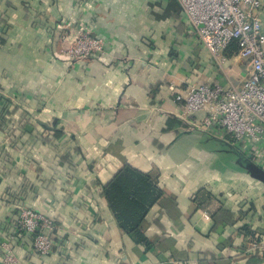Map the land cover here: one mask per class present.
Instances as JSON below:
<instances>
[{
    "label": "crops",
    "instance_id": "crops-1",
    "mask_svg": "<svg viewBox=\"0 0 264 264\" xmlns=\"http://www.w3.org/2000/svg\"><path fill=\"white\" fill-rule=\"evenodd\" d=\"M260 17L264 34V0ZM188 29L175 0H0V241L21 208L56 226L48 256L30 238L10 242L17 264H264V251L243 255L264 246V185L228 143L182 122L173 99L235 87L250 68L230 47L216 62ZM78 30L104 53L69 62L61 49ZM125 165L163 192L148 250L102 197Z\"/></svg>",
    "mask_w": 264,
    "mask_h": 264
},
{
    "label": "built area",
    "instance_id": "built-area-1",
    "mask_svg": "<svg viewBox=\"0 0 264 264\" xmlns=\"http://www.w3.org/2000/svg\"><path fill=\"white\" fill-rule=\"evenodd\" d=\"M193 35L216 62L233 43L236 56L249 66V76L239 85L224 88L216 83L187 86L173 95L178 118L210 138L225 141L264 171V34L261 30V0H175ZM104 41L78 30L61 53L71 63H82L104 53ZM207 217V215H205ZM11 232L0 241L3 264H17L10 242L30 238L32 251L48 256L55 245L54 222L29 208H21L9 221ZM243 255L263 252L250 242ZM264 260V257H263Z\"/></svg>",
    "mask_w": 264,
    "mask_h": 264
},
{
    "label": "trees",
    "instance_id": "trees-1",
    "mask_svg": "<svg viewBox=\"0 0 264 264\" xmlns=\"http://www.w3.org/2000/svg\"><path fill=\"white\" fill-rule=\"evenodd\" d=\"M230 49L237 52L236 44L233 43ZM7 104H2L3 110ZM162 195L155 174H145L128 165L123 166L102 188V197L119 230L145 250L151 247V241L144 233L146 217Z\"/></svg>",
    "mask_w": 264,
    "mask_h": 264
},
{
    "label": "water",
    "instance_id": "water-1",
    "mask_svg": "<svg viewBox=\"0 0 264 264\" xmlns=\"http://www.w3.org/2000/svg\"><path fill=\"white\" fill-rule=\"evenodd\" d=\"M239 165L248 173V175L264 185V171L255 166L251 161L238 153Z\"/></svg>",
    "mask_w": 264,
    "mask_h": 264
},
{
    "label": "rangeland",
    "instance_id": "rangeland-1",
    "mask_svg": "<svg viewBox=\"0 0 264 264\" xmlns=\"http://www.w3.org/2000/svg\"><path fill=\"white\" fill-rule=\"evenodd\" d=\"M218 143L220 142V141H217ZM220 144V143H219Z\"/></svg>",
    "mask_w": 264,
    "mask_h": 264
}]
</instances>
